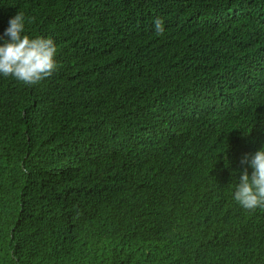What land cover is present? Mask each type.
Listing matches in <instances>:
<instances>
[{
    "label": "trees",
    "instance_id": "obj_1",
    "mask_svg": "<svg viewBox=\"0 0 264 264\" xmlns=\"http://www.w3.org/2000/svg\"><path fill=\"white\" fill-rule=\"evenodd\" d=\"M17 13L58 67L0 76V264H264L232 195L264 147V0H0V36Z\"/></svg>",
    "mask_w": 264,
    "mask_h": 264
},
{
    "label": "clouds",
    "instance_id": "obj_2",
    "mask_svg": "<svg viewBox=\"0 0 264 264\" xmlns=\"http://www.w3.org/2000/svg\"><path fill=\"white\" fill-rule=\"evenodd\" d=\"M154 27L157 35L164 33L161 18H155ZM56 55L57 46L51 38L25 34V17L17 13L0 36V76L37 85L57 71ZM241 164L246 166L232 194L234 201L248 211L264 209V147L245 154ZM247 166L252 169L250 175Z\"/></svg>",
    "mask_w": 264,
    "mask_h": 264
},
{
    "label": "bare ground",
    "instance_id": "obj_3",
    "mask_svg": "<svg viewBox=\"0 0 264 264\" xmlns=\"http://www.w3.org/2000/svg\"><path fill=\"white\" fill-rule=\"evenodd\" d=\"M246 211H248V210H246ZM211 213H213V215L215 214L214 211H212ZM215 217H216V216H215ZM213 222L215 223V219H213ZM203 263H204V264H208V261H204Z\"/></svg>",
    "mask_w": 264,
    "mask_h": 264
}]
</instances>
